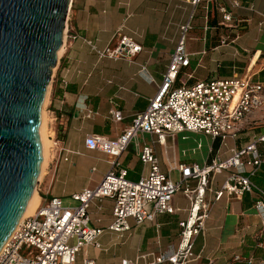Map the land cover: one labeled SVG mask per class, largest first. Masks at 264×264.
Returning <instances> with one entry per match:
<instances>
[{
	"label": "crops",
	"instance_id": "0c3cea01",
	"mask_svg": "<svg viewBox=\"0 0 264 264\" xmlns=\"http://www.w3.org/2000/svg\"><path fill=\"white\" fill-rule=\"evenodd\" d=\"M236 1L240 7H233L231 0L210 3L202 0L195 8L186 0L70 1L67 31L44 106V115L48 116L46 140L52 142L54 152L37 181V205L51 196L74 204L71 194L100 183L110 168V159L103 152L87 148L85 137L98 134L116 138L131 124L135 114L146 108L162 82L181 35L180 27L188 21L192 28L187 39H192L194 43L190 42L189 47L185 43L190 64L178 72L174 83L176 87L189 86L200 79L233 75H251L254 80L264 82V0ZM217 3L231 12L232 21L222 20ZM195 12H200L202 16V32L190 34ZM205 25L208 29H204ZM120 34L132 37L142 46L132 61L101 58L87 43L93 42L98 50L113 47ZM225 36L228 37L227 42L221 44ZM63 80L67 83L65 86ZM112 109L121 111V121L112 120L109 113ZM88 110L93 112L90 116H87ZM260 111L247 118L239 133L245 132L244 135H238L235 141H221L190 131L181 132L175 138L167 136L164 144L155 142V136L148 133L139 134L137 140L140 143H152L153 140L152 146L161 171L170 176L174 173L176 179L177 172L171 169L172 166L179 163L202 165L214 157L225 160L231 155L232 148H240L254 136L264 133L261 126H255L259 124L255 119H258ZM55 138L70 152L59 153ZM134 143L131 142L119 156L121 166L127 169L128 178L132 180L148 171V166L139 160ZM131 144L134 152L128 151ZM223 145L229 147L220 153ZM79 154H89L95 160L89 167L91 173L98 171V162L106 163L105 169L98 177H91L89 184L75 186L69 193L64 189L59 192L53 190L56 179L64 188L74 176L86 169L87 165L76 160ZM261 154L263 163L252 180L264 190V147ZM230 171H221L219 178L216 174L210 185L212 191L205 195L208 216L204 232L197 236L193 251L203 264H246L233 261L237 253L243 256L254 254V264H258L259 259L264 257V249L256 245L264 240V227L254 204L264 198L257 193H245L241 198L223 194L215 200L213 191L220 188ZM176 194L173 197V214H156L153 224L147 221L137 224L134 219L128 218L129 229L122 232L108 228L114 221L113 201L109 198L94 199L88 208L90 225L102 228V232L96 238L98 246L89 244L84 247L81 264L84 257L94 259L95 264H121L122 260L151 264L155 256L175 250L180 240L179 221L188 217L190 206L182 193L180 195L188 206H176ZM183 212L186 215L180 216ZM200 236L203 241L197 247ZM188 264H197V261L192 260Z\"/></svg>",
	"mask_w": 264,
	"mask_h": 264
},
{
	"label": "built area",
	"instance_id": "2783aa9c",
	"mask_svg": "<svg viewBox=\"0 0 264 264\" xmlns=\"http://www.w3.org/2000/svg\"><path fill=\"white\" fill-rule=\"evenodd\" d=\"M186 1L195 8L202 0ZM230 4L240 7L236 0H231ZM217 6L222 20L232 21L231 12L222 4L217 3ZM191 28L190 21L180 27L181 35L161 84L146 108L135 114L131 124L113 139L98 134L85 137L87 148L103 152L110 159V168L100 183L71 194L74 204H67L58 196L42 201L31 214L17 223L0 249V264H74L76 253L82 247L89 244L98 246L96 238L102 228L92 227L88 215V208L94 199L109 198L113 201L114 221L108 228L122 232L129 229L128 218L134 219L137 224L144 221L153 224L156 214H173V197L179 192L190 203L188 217L179 221V244L175 250L155 256L151 264H188L192 260L203 264L195 255L193 246L197 236L204 232L208 216L205 195L212 191L210 185L214 176L223 170H231L220 188L213 191L215 200L223 194L241 198L245 193H257L264 198V190L252 180L263 163L259 144L264 143V133L254 136L240 148H232L231 155L225 160L214 157L202 165L179 163L172 166L171 169L177 172L176 179L159 167L152 146L154 141L164 144L167 136L175 138L184 131L201 133L221 141H235L247 118L264 105V82L254 80L251 75L200 79L189 86L174 85L180 69L190 64L185 43ZM204 29L208 26L205 25ZM66 31L67 24L65 34ZM227 39V36L223 37L220 43L225 44ZM87 43L101 58L132 61L142 49L141 44L125 34L119 35L113 47L101 50L96 49L93 42ZM62 82L64 86L67 84L64 80ZM91 113L88 110L87 116ZM109 113L115 122L123 118L118 109ZM143 133L154 135L155 140L140 143L137 138ZM134 141L139 160L148 166L147 173L136 180L128 178L127 169L119 161V156ZM55 146L59 153L70 152L58 138H55ZM254 207L264 227V200L258 199ZM256 246L264 249V240ZM232 259L234 262L254 264L255 256L252 253L248 256L237 253ZM82 264H95V260L84 257ZM121 264L134 263L122 260ZM258 264H264V257L259 259Z\"/></svg>",
	"mask_w": 264,
	"mask_h": 264
},
{
	"label": "water",
	"instance_id": "95a60500",
	"mask_svg": "<svg viewBox=\"0 0 264 264\" xmlns=\"http://www.w3.org/2000/svg\"><path fill=\"white\" fill-rule=\"evenodd\" d=\"M70 1L0 0V249L37 185L41 106Z\"/></svg>",
	"mask_w": 264,
	"mask_h": 264
},
{
	"label": "rangeland",
	"instance_id": "374dc122",
	"mask_svg": "<svg viewBox=\"0 0 264 264\" xmlns=\"http://www.w3.org/2000/svg\"><path fill=\"white\" fill-rule=\"evenodd\" d=\"M202 22H203L202 21V16L200 17V12H195L194 18L192 20L193 29L190 31V34L194 33V32L195 33L202 32ZM190 42L194 43L192 41V39H187V41H186L187 47L190 46ZM255 120L259 122V124H256L255 126H261L264 129V105H263V107H262V109H261V111L259 113L258 119H255ZM45 123L46 124L44 125V136H45V138H47V136H48V130H47L48 116H47V114H45ZM244 133L245 132L240 134L239 137H242V135H244ZM240 140L241 139H239L238 142ZM226 143L229 144L230 142L227 140ZM53 147H54V145L52 144V142H47V161H46L45 167L47 166V163L49 162V159L51 157H53V152H54V148ZM228 147H229L228 145L221 146L220 153H224L228 149ZM263 147H264V143L259 144V149H260L261 152L263 151ZM128 151L134 152V148H133L132 144L129 146ZM76 160L79 163H83V164L87 165L86 169H84L79 174H77V176H74L73 179H71V181L67 185L64 186V188H63L61 182L58 179H56V181L53 184V190H56V191L59 192V191H61V189H64V191H66V193H69V192H71V190H73L75 188V186L78 187V186H81V185L89 184L91 182V177H93V178L98 177L101 174V171L104 170L105 169L104 167L106 166V163L98 162V168H99L98 171L91 173L90 170H89V167L91 165V161H95L93 158H91V155H89V154H79V155L76 156ZM129 177H131V176H129ZM171 177L173 179H175V174L172 173ZM219 177H220V174H217L216 178H219ZM217 180H219V179H217ZM255 180L258 181L257 178H255ZM175 205L176 206H180V207H187L188 206V202L180 195V193H177L176 194V198H175ZM36 206H37V201L33 205V209L32 210H34V208H36ZM185 215H186L185 212L180 214V216H185ZM202 241H203L202 236L198 237V241L196 243V246L199 247L200 244L202 243ZM72 242H73V240H72ZM83 250H84V247H82L81 250L77 253L76 262L74 264H81V260H82V257H83Z\"/></svg>",
	"mask_w": 264,
	"mask_h": 264
},
{
	"label": "bare ground",
	"instance_id": "6f19581e",
	"mask_svg": "<svg viewBox=\"0 0 264 264\" xmlns=\"http://www.w3.org/2000/svg\"><path fill=\"white\" fill-rule=\"evenodd\" d=\"M60 49L58 51V54H60V51H61ZM53 71H54V69H53ZM47 93H48V89L46 91V94H45V97L43 99L42 106H41V122H40V126H39V138H40V141H41L43 154H42L41 169H40L38 178H39L40 173L43 170V166L45 165L46 160H47V140H46V138L44 136V125H45L44 106H45L46 99H47ZM36 197H37V195H36V186H35V188H34L32 194H31L29 200L27 201V204L25 206V209H24L19 221H21L25 216L31 214L35 210V208H34V210H32V209H33V205L36 203Z\"/></svg>",
	"mask_w": 264,
	"mask_h": 264
}]
</instances>
